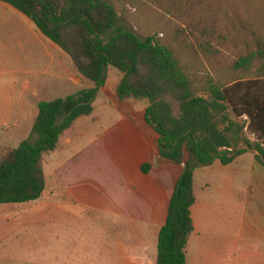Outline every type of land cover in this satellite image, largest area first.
<instances>
[{
    "label": "trees",
    "instance_id": "1",
    "mask_svg": "<svg viewBox=\"0 0 264 264\" xmlns=\"http://www.w3.org/2000/svg\"><path fill=\"white\" fill-rule=\"evenodd\" d=\"M0 2L28 18L93 84L40 102L28 137L0 152V205L41 198L43 155L56 150L60 136L78 118L92 114L108 67L123 75L116 88L120 101H148L145 121L158 136L162 159L180 165L185 153L193 152L201 166L215 159L226 166L246 146L264 158V0ZM126 6L153 11L163 25L161 33L141 38L124 30L119 15ZM255 159L264 168L258 155ZM147 169L143 166L142 172ZM194 203L193 169L186 166L158 233L156 264H186Z\"/></svg>",
    "mask_w": 264,
    "mask_h": 264
},
{
    "label": "crops",
    "instance_id": "2",
    "mask_svg": "<svg viewBox=\"0 0 264 264\" xmlns=\"http://www.w3.org/2000/svg\"><path fill=\"white\" fill-rule=\"evenodd\" d=\"M115 77L117 80L110 81L106 72L101 91L108 99L120 101L116 88L123 76L115 73ZM92 87L76 72L70 58L28 18L0 2V141L3 140L4 149H13L8 147V140L24 137L20 133L25 124V139L28 137L40 102ZM96 101L97 98L93 105ZM147 102L141 124L127 126L126 133L114 135L122 144L124 157L115 163L123 165L128 181L121 196L122 214L117 216L123 219L122 229H115L120 237L115 250H104L106 259L101 264H156L158 233L165 223L176 180L184 170L173 169L159 156L158 136L145 121ZM107 119L111 122L121 117L111 115ZM255 155L254 150L246 149L229 165L223 166L215 159L210 165L201 166L189 153L190 166L198 168L205 178L199 182L197 193V172L193 170L195 203L190 213L194 229L185 248L186 264H264V168ZM145 165L149 169L144 173ZM44 166L43 163L46 188ZM38 201L0 205V264L29 261L34 222L19 226L16 221L43 209L44 203L30 206ZM225 236L230 238L223 243ZM211 240H218L219 246H212ZM18 251H23L21 257Z\"/></svg>",
    "mask_w": 264,
    "mask_h": 264
},
{
    "label": "rangeland",
    "instance_id": "3",
    "mask_svg": "<svg viewBox=\"0 0 264 264\" xmlns=\"http://www.w3.org/2000/svg\"><path fill=\"white\" fill-rule=\"evenodd\" d=\"M254 6L257 4L254 3ZM154 15L151 10L143 13L126 6L119 15V24L141 38L147 33L159 35L163 25L155 20ZM106 72L110 81L117 80L115 73L123 76L113 67H108ZM108 87L111 88L109 84ZM108 98L100 90L92 115L78 118L73 127L61 135L56 150L44 154L45 193L38 202L30 205L44 203V207L16 221L19 226H26L31 220L34 222L29 261L20 264H64V261L66 264H101L106 259L104 250L107 247L115 250L120 237L115 229L118 226L121 230L123 222L117 216L122 214L121 196L128 179L124 177L123 165L115 163L118 158L122 160L124 157L122 144L114 135L126 133L127 126L141 124L146 100L134 99L136 101L131 102ZM174 113L178 115L176 104ZM111 115L121 119L109 122L107 117ZM26 126L20 133L23 138L8 140L9 148H16L25 139ZM249 137L254 140V137ZM2 141L0 152L6 150ZM166 162L173 169L191 167L187 152L180 165ZM192 169L197 172L195 191L198 193V184L205 177L198 173V168ZM50 185H53L51 194ZM117 199L120 201L115 202ZM228 226L226 224V228ZM229 238L225 236L223 243ZM210 243L219 246L218 240H211ZM18 252L21 257L23 251Z\"/></svg>",
    "mask_w": 264,
    "mask_h": 264
},
{
    "label": "water",
    "instance_id": "4",
    "mask_svg": "<svg viewBox=\"0 0 264 264\" xmlns=\"http://www.w3.org/2000/svg\"><path fill=\"white\" fill-rule=\"evenodd\" d=\"M248 151H253V150H251V149H249L247 146L245 147ZM255 153H256V155H258L259 157H260V160H261V162L264 164V158H263V156L259 153V152H257V151H254ZM191 153H193V152H191ZM194 154V153H193Z\"/></svg>",
    "mask_w": 264,
    "mask_h": 264
}]
</instances>
